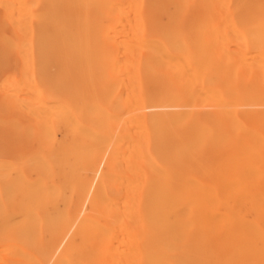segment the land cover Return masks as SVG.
Wrapping results in <instances>:
<instances>
[{
  "label": "bare ground",
  "instance_id": "obj_1",
  "mask_svg": "<svg viewBox=\"0 0 264 264\" xmlns=\"http://www.w3.org/2000/svg\"><path fill=\"white\" fill-rule=\"evenodd\" d=\"M12 1L27 66L17 88L6 87L18 92L17 108L29 101L43 139L32 152H0V169L23 185L58 186L15 188L23 198L7 197L15 209L0 211L17 226L20 246L44 244L21 249L22 260L264 264V0ZM27 52L99 57L95 80L84 77L100 88L98 98L88 99L80 79L46 76L49 68L28 63ZM115 57L126 71L118 83L126 86L125 122L113 117L114 75L125 72H115ZM118 116L126 154L113 153L117 164L108 154L93 186ZM118 164L125 193L111 200L105 189Z\"/></svg>",
  "mask_w": 264,
  "mask_h": 264
},
{
  "label": "rangeland",
  "instance_id": "obj_2",
  "mask_svg": "<svg viewBox=\"0 0 264 264\" xmlns=\"http://www.w3.org/2000/svg\"><path fill=\"white\" fill-rule=\"evenodd\" d=\"M8 1L9 2L11 1L10 2L11 4L13 3L12 0H7V1L6 0H0V152H4V153L6 152L7 153V152L12 151V150L17 149V148H21L25 151L32 152V151L39 148L40 141L43 138L35 130L36 125H35L33 118L31 117L32 115H30L31 114V112H30V106L31 105H30L29 101L27 100L30 97L28 94H25L24 99L27 101L25 103H23L24 109H25V107L28 106L26 108V110L28 112L26 110H22V108L21 109L17 108V107H20L19 99H18L19 95H18V92H14V91H16L15 89L17 88L16 83H17V78L20 74V70H22L24 68V66H27L26 65L27 63L23 64L24 62H26L25 61L26 58L24 57L25 54L22 55V53H23L22 50H20L16 44V34H15L14 29H13V26H11L12 24H10V23H13V19H12L11 14L9 13V12H11L10 9H13V7H11L13 4L12 5L9 4ZM2 2H3V4H1ZM6 5H7V8H5ZM8 13H9V15H8L9 17L7 16L8 17L7 18L6 15ZM6 18L8 20H6ZM26 54L29 56L28 61H27L28 63H30L32 59L37 60L38 63L43 62V64L49 68V71L46 73V76L53 78L54 80H65L66 82L73 80V81L77 82L80 79V82H85L84 77H85V79L95 80V78L97 77V75L99 73V70H98V67L96 64V61L99 57H97L95 55H83V54H76V53L70 54L68 52H60V53H40L39 52L36 54H31V53L27 52ZM22 58L24 59V62H22L23 61ZM117 58L118 57H115V60L117 62V64H115L116 65V71L115 72L118 71L117 68H120V67H117V65H121L122 62L124 63V61H120L121 59H119V58L117 59ZM124 68H125V66L120 68V69L124 70ZM117 73L119 74V72H117ZM121 73L122 74H120V75H124V76L121 77L119 75L121 77L119 79L114 75L116 86L119 82L122 83L125 80L124 77H126L125 76L126 71L121 72ZM9 80H12V82ZM5 82H6V84H5ZM8 82H10L9 85H11V83H13L14 87L11 85L12 89L15 88L13 92L9 91V88L7 90L6 86H8L7 85ZM124 84H126V83H124ZM4 85H5V87H4ZM82 85H83V83H82ZM123 86L122 85L119 86V84H118L117 88L119 87V89H114V87H113V90L111 93L112 94L111 104H112V107L114 110L113 117H115V115H121L122 114L121 116H122L123 121H124V119H127V118L124 116V114L126 115V104L125 103L121 104L122 101H124V100L126 101V98L124 99V97H126V92L123 91L124 90L123 88L126 86H124V87ZM12 89L10 88V90H12ZM82 89H83L84 94L88 97V99H91L92 101H95L98 98V94L100 93V88L97 86V84L95 82L93 83V81L87 82V83L85 82ZM6 91L11 92L9 95L11 96V98H12L11 100H13V101H11L10 98H8V93ZM12 93H14V94L17 93V96L13 95ZM120 95H122L121 97L124 100H119V98L121 99ZM14 101H15V103L17 101V103H18L17 107H16L17 103L15 105ZM117 104H119L118 108H117V106H118ZM24 112H27V113H24ZM28 113H30V114H28ZM118 118L121 119L120 116H118ZM118 118H115V119H118ZM113 119L111 122V133L113 134V135H111V138H110V144L111 145L109 144L110 148L108 146L106 149H104L102 158L99 160L97 159V161H96V165H95L96 178L93 182V186H96L98 184V182L100 180V176L104 172L105 166H106V163L108 160H111V158H112V162L114 164H117L118 162H116L115 159H118V157L120 158V156L117 157V155L126 154V151L124 150V146L126 145V142H124V141H126V140H122V138H124V136L120 137V135L122 136V134L123 135L126 134L127 125H125V126L123 125V123L125 121L122 122V119H121V122H122L123 126L120 125V123H121L120 121H119L120 123H118V121L116 123ZM126 122H127V120H126ZM118 124H119V126H118ZM118 127L120 129H118ZM119 130H120V132H119L120 135L118 134ZM56 132H57L58 139L61 142H64L65 137H66V133H65V128L60 121L56 122ZM116 133L119 136H117L115 138ZM115 139H116V141H115ZM123 142L125 143V145ZM112 146H115V147L119 146L121 149L119 147H117V148H119L117 151V150H115L116 148L115 147L112 148ZM114 152H118V153L121 152V153L117 154ZM110 153H112L111 158L109 156ZM113 153L117 154V155H115L116 157L114 156ZM122 155H121V157H122ZM125 158L126 157H124V159ZM122 160H121V162L124 165L125 161L124 160L122 161ZM114 164H113V166H114ZM121 165H119V164L115 165L117 167H114V174L110 178L109 186L107 187V189H105L107 196L111 200L118 198V197H124L125 192H124L123 188L125 189V187H124L125 182L122 183L123 187L121 186L122 187L121 191H120V186H119V183L121 184L122 180L125 178V175H123L124 178L122 176V174L124 172V170H123L124 168ZM118 166H119V168H118ZM120 166H121V168H120ZM6 172L7 173L4 174V171L0 169V173H1L0 174V199H1L0 211H2V210H14L15 209L14 207H12V202L8 201L10 199L7 200V197H9V196L12 198L18 197V199H20V200L23 198V194L14 192L15 188H18V187L32 188V187H34L36 189H41V190L46 189L47 187H50V186L52 188H54V187L58 188V186L51 183V181L49 183H46V184H44L42 182H40V183L37 182L36 185L34 184L35 186L34 185L32 186V185H30V183L25 182L23 185L22 183L20 184V182L17 181V179L14 177V175H12L11 169L9 171L7 170ZM3 175L6 177H4ZM114 175L119 176V179L121 180V182H118L119 181L117 179L118 177L116 178V176H114ZM120 176H122V177H120ZM16 182H17V185H16ZM38 183H39V185H38ZM66 196H69L68 197V199L70 198L69 200H75L76 199V197L71 192H69L68 194L66 193ZM5 206H7V208ZM84 207H85L84 209H86L88 207V201H86L84 203ZM0 228H1L0 229V250H1L0 251V255H1L0 264H26V263L27 264H42V263L43 264H59V263L53 262V260H51V261L50 260L32 261V260H28L24 257L23 258L26 261L24 259H23L24 260L23 261L22 256H21L22 255L21 249L22 250H29V251H41L43 248L42 245H44L43 242H37L34 244V246H29V247L20 246V244L18 243V238H17V236L19 234L17 226L4 224L3 216L1 214H0ZM4 228H6V229H4ZM9 232H10V235H12V236L8 235ZM12 244H14V245H12ZM4 248H6V249H4ZM7 248H9V250ZM60 248H62V246ZM60 248H59V250H60ZM5 251H7V252H5ZM14 251H15V253H14ZM3 253H5V254H3ZM14 254H15V256L12 257ZM16 257H18V258H16Z\"/></svg>",
  "mask_w": 264,
  "mask_h": 264
}]
</instances>
